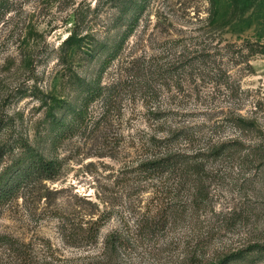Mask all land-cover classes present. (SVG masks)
Segmentation results:
<instances>
[{"label": "rangeland", "instance_id": "obj_1", "mask_svg": "<svg viewBox=\"0 0 264 264\" xmlns=\"http://www.w3.org/2000/svg\"><path fill=\"white\" fill-rule=\"evenodd\" d=\"M24 8L36 30L29 68L22 67L17 38L6 40L11 27L0 30V172L16 156L12 148L19 136L47 160L58 161L61 172L0 209V237L23 245L35 264H218L250 245H264V163L240 176L230 173L214 209L177 210L167 227L146 235L139 234L138 222L157 215L168 200L129 173L153 123L148 107L179 106L180 118L199 120L196 92L211 96L212 89L195 77L191 64L197 51L208 53L217 44L262 46L249 53L248 63L230 69L244 92L243 115L261 105L258 142L264 143V0H215L214 7L209 0H150L139 29L102 74L105 86L126 82L134 61L153 58L145 68L140 64L144 83L118 89L107 119L56 144L43 100H65L61 116L70 120L84 94L69 78H96L101 65L84 51L62 56V44L74 31L106 40L116 9L112 0H27ZM181 62L183 67L170 69ZM21 90L28 94L21 97ZM91 110L101 113L102 101ZM134 137L141 139L137 146ZM234 207L244 219L231 231L220 230L212 211ZM228 264H264V251Z\"/></svg>", "mask_w": 264, "mask_h": 264}, {"label": "trees", "instance_id": "obj_2", "mask_svg": "<svg viewBox=\"0 0 264 264\" xmlns=\"http://www.w3.org/2000/svg\"><path fill=\"white\" fill-rule=\"evenodd\" d=\"M209 1L214 7L215 0ZM26 3L27 0H0V30L11 27L6 40L17 38V51L21 55L23 68H29L33 63L35 41L32 44L31 41L36 37L31 17L24 8ZM112 3L116 13L113 14L112 24L106 28V40L101 41L90 33L84 35L74 31L62 44V56L73 50L84 51L85 56L101 60V65L96 78L79 74L69 78L72 85L84 94L81 104L74 106L71 111L70 120L61 116L62 109L66 108L65 100L42 99L43 106L48 108L46 122L50 120L52 132L56 133L53 144L81 133L91 123L99 124L107 119L116 96H119L118 89H123L128 84L135 87L144 83L141 79L145 74L140 75V64L145 68L152 63L153 58L150 61L145 58L134 61L128 75L129 82L127 80L109 87L103 85L102 74L119 58L126 43L139 29L150 0H112ZM11 13L14 15H10ZM211 16L215 17V13ZM261 47L260 43L255 42L241 47L229 43L222 48L217 44L208 53L197 51L191 64L196 67L195 77L205 85H211L212 89L211 96H205V91L196 92L199 100L194 115L199 120L180 118L183 115L179 106L148 107L153 123L146 136L141 138L143 154L129 173L133 181L154 188L168 203L159 209L157 215H144L141 218L138 222L140 235L156 233L167 227L171 219L170 213L177 210L190 208L199 212L211 208L220 199L221 189L231 178L230 173L238 171L240 176L243 170L252 172L264 163L260 157L262 151L264 159V143L258 142L261 136L258 120L261 105H256L255 110L250 112L251 115H243L246 102L244 92L239 79L230 69L248 63L249 53ZM219 56H222L221 59ZM182 64L183 62L172 64L170 69L177 70L184 66ZM157 70L160 75L161 69ZM17 94L24 97L28 92L21 90ZM98 101H102L103 110L96 115L91 108ZM141 139L134 137V145L137 146ZM16 149L17 154L11 164L0 172V209L18 198L32 184L54 179L61 172L58 161L47 160L24 137L17 138L12 150ZM252 174L250 179L254 177ZM212 213V217L220 221V230L226 232L242 222V216L244 219V213L239 207ZM253 251H264V245H250L246 250L225 257L218 264H228L231 259H245ZM0 264L35 262L23 245L8 236H2Z\"/></svg>", "mask_w": 264, "mask_h": 264}]
</instances>
